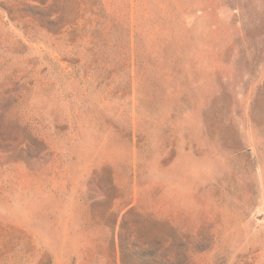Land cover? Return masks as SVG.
<instances>
[{
    "label": "rangeland",
    "instance_id": "rangeland-1",
    "mask_svg": "<svg viewBox=\"0 0 264 264\" xmlns=\"http://www.w3.org/2000/svg\"><path fill=\"white\" fill-rule=\"evenodd\" d=\"M39 1L0 0V264H264V0Z\"/></svg>",
    "mask_w": 264,
    "mask_h": 264
},
{
    "label": "trees",
    "instance_id": "trees-1",
    "mask_svg": "<svg viewBox=\"0 0 264 264\" xmlns=\"http://www.w3.org/2000/svg\"><path fill=\"white\" fill-rule=\"evenodd\" d=\"M39 2H40V4H42V5H43V6L41 7V8H42V10H45V9H47V8L51 7V6H49V4L45 5V1H42V0H41V1H39ZM22 3L24 4L25 2H22ZM28 4L30 5V6H28V8H29V7H32V5H31L30 3H27V5H28ZM49 9H50V8H49ZM8 10H10V13H11V12H16V11H15V9H13V8H11V9H8ZM16 10H19V9H18V8H16ZM56 16H57V15H56ZM28 19H30V18L28 17ZM122 262H123V263H125V261H124V260H122Z\"/></svg>",
    "mask_w": 264,
    "mask_h": 264
}]
</instances>
